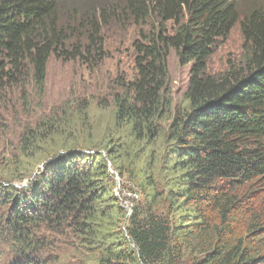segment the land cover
Returning <instances> with one entry per match:
<instances>
[{"label":"trees","instance_id":"obj_1","mask_svg":"<svg viewBox=\"0 0 264 264\" xmlns=\"http://www.w3.org/2000/svg\"><path fill=\"white\" fill-rule=\"evenodd\" d=\"M127 18L138 28L133 73L114 80L99 142L74 144L61 109L19 120L9 139L0 125L5 264L48 262L50 237L62 235L82 254L65 264H264V0L245 12L234 0H0V91L30 77L43 92L52 57L92 67L106 56L102 25ZM237 23L239 58L209 72ZM171 50L190 64L182 108L170 95ZM91 95L72 103L89 133ZM136 145L151 148L138 169L144 200L128 213L107 160L123 176Z\"/></svg>","mask_w":264,"mask_h":264},{"label":"rangeland","instance_id":"obj_2","mask_svg":"<svg viewBox=\"0 0 264 264\" xmlns=\"http://www.w3.org/2000/svg\"><path fill=\"white\" fill-rule=\"evenodd\" d=\"M257 0H234L238 6V12L246 11L248 7ZM262 0H259L261 2ZM156 19L149 18L148 23H153L157 27ZM158 23H160L158 21ZM132 19L130 20H116L103 26L101 29L102 38L104 41L105 58L93 65L87 67L78 60L64 61L62 59L50 58L46 67L45 88L43 92H38L30 86V77L22 79L16 86H9L0 91V125L9 126V131L6 138L9 139L12 127L18 123L19 120L26 118V123L33 125L34 120L44 113H52V110H65L66 114L71 112V129L79 132L75 143L81 144L86 139L88 142H99L106 133L107 128L112 123L113 107L111 102V92L115 87L114 80L117 75L130 78L133 73V59L134 48L133 42L138 38V28L134 27ZM161 26V25H160ZM166 28L170 30L171 23H165ZM147 28V27H145ZM242 43V36L240 31V24L237 23L231 29L226 39H220L215 44V50L211 54L207 68L209 72L220 71L225 68L227 59H238L240 56V47ZM167 67L169 71V88L172 98L173 106L184 107L186 101L184 99V90L187 84L188 72L190 64H183L180 62L174 50H171L167 57ZM91 93L94 100L91 101L87 110L90 117V124L92 125L93 133H89V127L84 123L82 115L77 112L76 102H80L86 95ZM78 97V99H77ZM24 116L21 118V116ZM160 142V140H159ZM82 145V144H81ZM149 147H140L138 145L133 147L131 155L128 158V169L123 171V176L117 173L116 164L107 160V167L111 168L110 174L113 177L119 178V187L115 189V197L119 204L124 209L130 211L132 206L137 205L144 200V192L139 187V182L143 178L139 174V170L144 164V158ZM3 151H1L2 153ZM62 153V152H61ZM134 158H138L135 162V177L129 174V170L134 166ZM51 161V159L49 160ZM2 159L0 157V164ZM47 162L39 163L34 170L38 174L44 168ZM29 185L27 180L16 183V186L25 188ZM133 192L139 194V201L133 197ZM135 193V194H136ZM132 194V196H130ZM129 204V205H128ZM51 233V232H50ZM51 236V235H50ZM69 237L62 235L58 239H51L54 242L45 251V259L49 260L42 264H65L72 262L79 255L82 256L79 250L69 248ZM12 244V239L6 238ZM2 248L4 255L0 259V264L5 262L12 255L8 251V247ZM52 256V257H51ZM44 259V261H45Z\"/></svg>","mask_w":264,"mask_h":264},{"label":"built area","instance_id":"obj_3","mask_svg":"<svg viewBox=\"0 0 264 264\" xmlns=\"http://www.w3.org/2000/svg\"><path fill=\"white\" fill-rule=\"evenodd\" d=\"M108 170H109V172H110V171H111V168L109 167ZM114 179H115V181H116V188H117V187H119V185H120V184H119V178L114 176ZM116 188H115V189H116ZM130 196H132V194H130ZM133 197H136V194H135V193L133 194ZM128 205H129V204H128ZM127 211H128V213L130 212V205H129V208H128Z\"/></svg>","mask_w":264,"mask_h":264}]
</instances>
